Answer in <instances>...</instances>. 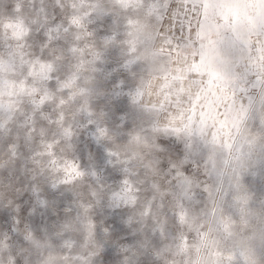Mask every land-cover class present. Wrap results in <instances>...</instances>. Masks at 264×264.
<instances>
[{
	"label": "snow or ice",
	"instance_id": "snow-or-ice-1",
	"mask_svg": "<svg viewBox=\"0 0 264 264\" xmlns=\"http://www.w3.org/2000/svg\"><path fill=\"white\" fill-rule=\"evenodd\" d=\"M249 177L264 0H0V264H264Z\"/></svg>",
	"mask_w": 264,
	"mask_h": 264
},
{
	"label": "rangeland",
	"instance_id": "rangeland-1",
	"mask_svg": "<svg viewBox=\"0 0 264 264\" xmlns=\"http://www.w3.org/2000/svg\"><path fill=\"white\" fill-rule=\"evenodd\" d=\"M149 32L150 30L148 29L143 30L141 33L142 37L148 39ZM150 48L152 51H159L160 41L153 38L150 41ZM169 68L172 76L167 83L171 88V94L173 97L179 99L186 105L188 100L191 99L194 94H196V88L190 84H192V81L200 79L199 76L193 75L196 70L194 67H192L191 57H186L181 53L174 52L171 56ZM163 83L164 82L159 79H154L152 81V86L154 89L159 90ZM153 98L155 99V96ZM248 183L256 190H260L262 187H264V185H261L258 177H249ZM193 223H196L195 214H193Z\"/></svg>",
	"mask_w": 264,
	"mask_h": 264
},
{
	"label": "crops",
	"instance_id": "crops-1",
	"mask_svg": "<svg viewBox=\"0 0 264 264\" xmlns=\"http://www.w3.org/2000/svg\"><path fill=\"white\" fill-rule=\"evenodd\" d=\"M190 85H193V84H190ZM189 87V86H188ZM189 89H190V87H189Z\"/></svg>",
	"mask_w": 264,
	"mask_h": 264
}]
</instances>
